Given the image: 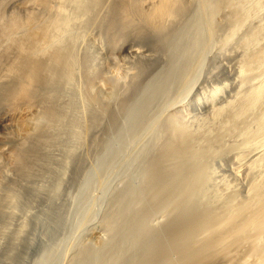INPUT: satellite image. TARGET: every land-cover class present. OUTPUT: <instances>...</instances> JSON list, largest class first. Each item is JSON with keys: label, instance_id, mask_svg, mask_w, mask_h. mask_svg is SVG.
Returning <instances> with one entry per match:
<instances>
[{"label": "rangeland", "instance_id": "rangeland-1", "mask_svg": "<svg viewBox=\"0 0 264 264\" xmlns=\"http://www.w3.org/2000/svg\"><path fill=\"white\" fill-rule=\"evenodd\" d=\"M180 1L165 31L119 28L111 47L109 24L127 5L140 25L150 0H66L29 169L0 155V264H264V233L227 220L264 179V99L236 109L264 83V0ZM42 6L0 0V25L42 29ZM0 86V149L18 148Z\"/></svg>", "mask_w": 264, "mask_h": 264}, {"label": "bare ground", "instance_id": "bare-ground-1", "mask_svg": "<svg viewBox=\"0 0 264 264\" xmlns=\"http://www.w3.org/2000/svg\"><path fill=\"white\" fill-rule=\"evenodd\" d=\"M28 1L31 5H40L41 7H43L42 5H44L45 8L48 7L50 12L52 13L51 21L48 24L41 26L42 29H33V31L27 32L28 34H23L18 29L11 30L9 28H4L2 25H0V84L10 87V89L7 90V104H10V112L17 110L16 112L18 113L20 111V116H18V118L21 117V119L19 120L18 127L22 131V137L20 138V143L18 145L20 147L17 148L16 146L11 148H1L0 155L6 160L7 163H9L8 165L11 168H17L19 172H22V176L25 175L24 172L26 171V169H29L27 168V164L29 161L28 156L30 148L25 146V144H27L25 142L27 140L33 139L36 135L42 132V123L44 119L50 117L47 111L40 114L35 109V107H33V97L37 93L38 87L40 88V86L43 87L51 83L49 82L50 78L52 77L51 75L53 74L51 68L54 69V67L51 66V62L54 60L51 59V54L49 55V52H54V49L51 50V48L54 46L56 47L57 44L60 45V43H58L61 40L58 38L61 32L60 17L63 13V5L66 3V0ZM50 1H53V3H51L53 5L50 4ZM49 5L51 6L49 7ZM183 6L184 5L181 3L180 0H150L148 9L146 10V12L143 13V23H141L140 25L139 23L137 24L134 22V19L132 18L133 16L131 12H129L127 5L124 6V8L122 9V14L118 18V20H114L115 22L110 23L107 28L106 34H108L109 36L110 46L114 47V45L116 44L118 38L116 35L118 33L119 28H122V30L125 32L127 30L129 31L130 29H134L137 31L142 29H148L152 32L157 33L165 31V29L168 28L167 25L173 23L171 21L176 18L178 14L183 13ZM12 27H14V25ZM13 29H15V27ZM159 34L160 36L162 35L161 33ZM128 54L133 56H139L142 54V52L139 49L132 48L128 50ZM49 88L46 90H49ZM242 99L241 102L239 101V103H237V107L235 106L238 113H236L237 115L243 114L248 110L252 109L251 107H253V105L256 106L255 104H257L258 101H263L264 83L255 84L254 88L251 89L248 94H246V98ZM236 109L234 111H236ZM257 133L259 136L261 135V139L264 140V122L262 124H259V129ZM41 135L44 136L43 134ZM4 171H1L0 169V177H4L5 179L6 173ZM252 193L254 195L252 202L247 205H244L241 209H239V216H236L235 214L231 213L227 217V220L230 223L228 226L233 228V234L236 237L238 236L237 238H245L251 236L256 230L262 231L264 233V179L257 183L254 182L252 186ZM8 197L9 196L6 195V199ZM237 219H239V221H237ZM220 241L224 242L225 236H221ZM257 241L259 242V240ZM255 246L257 245L255 244Z\"/></svg>", "mask_w": 264, "mask_h": 264}]
</instances>
